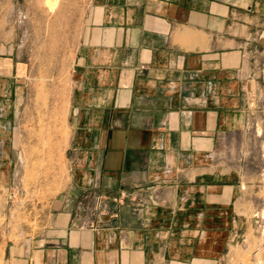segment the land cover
<instances>
[{"label":"crops","instance_id":"0c3cea01","mask_svg":"<svg viewBox=\"0 0 264 264\" xmlns=\"http://www.w3.org/2000/svg\"><path fill=\"white\" fill-rule=\"evenodd\" d=\"M8 2L0 193L16 166L26 73ZM257 22L264 0H86L69 71L68 182L9 260L218 264L237 190L226 144L245 116L246 32Z\"/></svg>","mask_w":264,"mask_h":264},{"label":"rangeland","instance_id":"374dc122","mask_svg":"<svg viewBox=\"0 0 264 264\" xmlns=\"http://www.w3.org/2000/svg\"><path fill=\"white\" fill-rule=\"evenodd\" d=\"M86 0H10L16 50L26 63L15 126L16 166L1 181L0 264L40 229L41 208L68 182L69 71ZM246 32L244 119L226 144L236 171L233 226L218 264H264V22ZM8 185L11 191L8 189ZM23 264L25 258H21Z\"/></svg>","mask_w":264,"mask_h":264}]
</instances>
